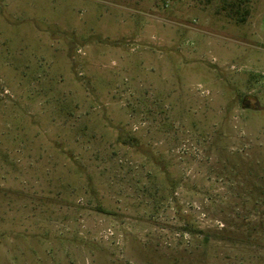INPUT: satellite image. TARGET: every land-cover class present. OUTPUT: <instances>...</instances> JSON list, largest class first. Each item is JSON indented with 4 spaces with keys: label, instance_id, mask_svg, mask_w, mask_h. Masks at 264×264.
Returning a JSON list of instances; mask_svg holds the SVG:
<instances>
[{
    "label": "rangeland",
    "instance_id": "rangeland-1",
    "mask_svg": "<svg viewBox=\"0 0 264 264\" xmlns=\"http://www.w3.org/2000/svg\"><path fill=\"white\" fill-rule=\"evenodd\" d=\"M0 264H264V0H0Z\"/></svg>",
    "mask_w": 264,
    "mask_h": 264
},
{
    "label": "trees",
    "instance_id": "trees-1",
    "mask_svg": "<svg viewBox=\"0 0 264 264\" xmlns=\"http://www.w3.org/2000/svg\"><path fill=\"white\" fill-rule=\"evenodd\" d=\"M231 4L233 5V4H235L236 6L235 7H233V9H237L238 10V3H234V2H232V3H228V6H231ZM245 14H241V15H239V16H236V20L237 21H242L243 19H244V16ZM105 213H107V212H105ZM185 231L188 233V234H193V232L189 229V228H185Z\"/></svg>",
    "mask_w": 264,
    "mask_h": 264
},
{
    "label": "water",
    "instance_id": "water-1",
    "mask_svg": "<svg viewBox=\"0 0 264 264\" xmlns=\"http://www.w3.org/2000/svg\"><path fill=\"white\" fill-rule=\"evenodd\" d=\"M246 107H249L248 104H246Z\"/></svg>",
    "mask_w": 264,
    "mask_h": 264
}]
</instances>
